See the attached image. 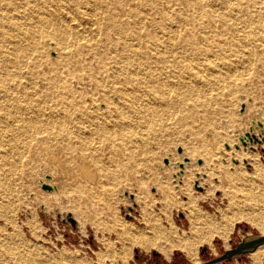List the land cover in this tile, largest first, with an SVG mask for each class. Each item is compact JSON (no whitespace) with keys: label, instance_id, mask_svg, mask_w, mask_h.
Segmentation results:
<instances>
[{"label":"rangeland","instance_id":"1","mask_svg":"<svg viewBox=\"0 0 264 264\" xmlns=\"http://www.w3.org/2000/svg\"><path fill=\"white\" fill-rule=\"evenodd\" d=\"M9 1L11 0H0V79L3 80L4 90L0 91V108H8L13 118L19 121L17 124L22 123V119L30 122L22 123L25 127L23 129L20 126L10 128V123L6 120L0 125V140H12L14 134L16 135V140L0 141V233L16 235L12 252H0V264H199L222 254L224 250L234 247L244 239L264 233V229L263 232L258 231L245 220L236 221L230 226L226 240L214 234L210 242L197 245V262L192 261L184 250L176 246L179 238L184 234L188 235L189 205L216 215L227 208L224 195L227 182L222 181L224 174L220 172L221 169H217L218 173L212 176V184L216 186L211 191L207 189L209 185L206 182L207 166L226 165L221 150L257 153L260 163L264 165V134L260 133L258 127L254 128V133L260 139L259 142H248L244 146L238 141V137L249 130L251 120L259 119L264 127V30H250L242 22L237 28L211 22L207 24L209 31L205 32L195 17L180 21L181 15H174L182 7L180 3L169 14L163 7L156 8L154 5L149 8L147 0H143V4L138 7L135 0H125L129 36L118 39V35L112 31L107 33V37L99 31L98 22L103 21L101 19H104L105 14H110L106 7L105 12L102 4L96 5L92 1L87 3V0H18L17 6L21 7L14 13L9 8ZM193 1L191 7L195 8V13H202L201 0ZM236 1L221 0L219 5L230 3L234 6ZM75 2L79 4L76 5ZM91 10L94 11L93 17L90 16ZM38 12L47 14L46 17L51 21L48 26L30 29L27 26V30L34 33L32 41L27 45L22 41V36H17L16 42L10 39L18 31L23 32L24 28L21 26L33 22ZM114 12L115 16L106 20L109 21V26L126 18L119 17L118 6L114 8ZM147 12L154 17V22L141 21V17H145ZM242 12V16L248 17L246 11ZM66 16L74 17L82 25V28L79 27L81 32L77 33L74 27L65 26L66 22L63 20ZM13 20L20 24L18 27L21 30L9 27ZM201 21L207 20L202 18ZM58 22L61 26H58ZM185 23L196 27L195 37L198 44L186 51L183 67L180 63L172 65V60L181 59L182 53L169 51L167 48L158 51L160 54L164 53L163 56L167 59H162L163 64L159 65L166 67L161 69L159 61L154 60L155 57L148 48L146 51L153 56L150 61L159 66L155 67L154 73L160 74V78L164 76V86L169 88L171 95H175L176 102L169 99L166 101L168 107L163 109L160 99H156L145 85H136L137 89L132 93L135 99L129 109V117H126V129L135 131L124 132L119 138L104 133L101 136H91V141L78 137L70 139L68 142L71 144L79 140H87L88 143L90 141L93 148L85 154L71 152L70 149L61 150L59 153L60 156L63 155V161L56 167L54 158L57 157L59 143L49 137L76 135V130L88 125L85 119L80 120L83 114H94L98 117L108 115L114 119L127 109L117 104V94L112 91L109 99H105L102 90L93 91L94 94L91 95L96 86L102 89L103 85L105 90H112V81L124 80L116 58H107L109 55L106 54V57L100 55L101 59L97 61L93 53H106L107 44L108 51L139 44L140 39L135 35H142L140 47H146L151 37H156L155 34L156 42L164 40L167 44L173 40L174 31ZM226 23L232 25L235 22ZM152 24L154 26L151 27ZM60 30H64L63 35L67 38L66 45L69 48L78 49L85 59L92 60L87 70H83L78 64L74 71L79 76H66V87L69 89L66 90L67 93L73 90L77 91L76 95L83 94L79 101V96L75 98L72 93L75 96L74 101L80 106L69 105L62 98L67 95L66 92L47 88L51 80H45V77L55 75L43 69L42 63L48 68L56 63L58 50L63 46L56 47V41L50 37L52 33L55 34L53 36H59ZM257 36L261 39H256ZM238 37L243 45L241 49L240 46L234 48L235 45L228 43H235ZM144 40L146 44L142 43ZM124 53L128 58L135 56L133 52ZM186 64H189L188 68L191 70L184 68ZM137 73L139 80V73L142 72L140 70ZM91 76L97 79L95 86ZM57 80L58 78L54 83ZM129 80L131 81L130 78ZM92 96L96 99L94 102L91 101ZM242 104L245 107L240 111ZM255 111L259 112L258 116H254ZM33 116L42 123L39 129L29 126L31 120H34ZM10 120L12 121L11 118ZM214 130L226 132L231 142L228 139L221 142L216 140L212 133ZM7 134L13 135L7 138ZM119 140L125 142L124 145ZM210 140L211 146L207 145ZM226 143H229V148H225ZM235 144L241 148L236 149ZM180 145L183 151L179 155L177 149ZM201 146L217 148L216 157L220 161L207 163L202 153L193 156L192 151ZM184 156L194 160V163L186 164L181 176L175 179L174 174L179 171L178 162L183 161ZM165 157L172 161L169 165L164 164ZM197 159H201L202 163H196ZM232 159L228 165L229 171L243 167L246 174H254L251 160L247 159L250 163L247 168L242 159H237L238 163H234ZM80 164L86 168V176L79 171ZM193 167L197 168V173L192 171ZM42 171L50 175V179H45ZM91 174L94 180L88 182ZM156 175H167L170 190L173 192L184 187L189 188V191L178 195L168 192V195L163 196L151 181ZM38 178L50 181L57 189L42 190ZM67 178H70L71 183L63 184L62 180ZM254 192L258 195L261 191L257 188ZM129 194L133 195V201ZM190 194L196 198L193 202H190ZM262 194L263 192L260 193L261 199L264 196ZM236 199L243 200V192H237ZM67 213L72 214L75 227L65 220ZM125 228L127 231L123 234ZM167 235L170 236L168 242L163 238ZM202 247L206 248L203 256L200 252ZM254 259L251 253H246L229 262L214 264H264V253L260 256L259 263Z\"/></svg>","mask_w":264,"mask_h":264},{"label":"bare ground","instance_id":"2","mask_svg":"<svg viewBox=\"0 0 264 264\" xmlns=\"http://www.w3.org/2000/svg\"><path fill=\"white\" fill-rule=\"evenodd\" d=\"M91 1L93 4H96V5L102 4L104 7V10L106 7V9H108V11L110 12V14L109 15L107 14V16L105 14L104 19H101L103 21L98 22V25H100L99 26L100 33H102L105 37H107V33H110V31H112L113 33L118 35V39H122L124 37L129 36V34H128L129 27H127L129 25L128 18H127L128 9H126V7H125V0H87V3L91 2ZM10 2H11V4H10ZM143 2H144L143 0H135V4H137V7L140 4L142 5ZM147 2H148L147 5H150V6H148L149 8L154 6V5L156 8L163 7L164 10H167L166 12H168L169 14L171 12H174L176 7H178V4L180 3L183 8L181 7V9L179 11H176L174 13V15L176 16L177 13L180 14L181 15L180 21H182L183 19H185L187 17H195L200 22L201 28L205 32L209 31V27L207 24H211V22L216 23V24L220 23L221 25L226 24L228 27H232V28H237V25L242 22V25H245V27L250 29V30H253V29L254 30H261V29L264 30V0H237L236 3L234 2V6H232L230 3H227V5L220 6L219 3H222L221 0L220 1L212 0L210 2L207 0H201L200 4H201V7L203 8V12L200 14H196L195 8L191 7L192 4L194 3L193 0H180L179 2L177 0H147ZM17 3H18V0L9 1V8L11 10H13L12 12H14V13H17V10L21 7V6H17ZM75 4H76V2H75ZM77 4H79V3L77 2ZM117 6H118L117 14L120 15L119 17L124 16L126 18L121 19L120 23H116V24L109 26L108 25L109 21L106 22V20L107 19L110 20V18L115 16L114 8L115 7L117 8ZM139 8H141V7H139ZM141 9H144V8H141ZM76 10H78V9L76 8ZM111 10H113V12H111ZM243 10L246 11V14L248 15V17H244L240 14V13H243L242 12ZM105 12H106V10H105ZM77 13L79 14V10ZM150 15L151 14H149L147 12L145 14V17H141V21L147 20L148 22H154V17L153 16L151 17ZM46 16H47V14L45 15L44 12L43 13L38 12L37 17L33 20V22H30L29 24H24V26H21L24 28L23 32L18 31L16 36L11 35L10 39L15 40V38L17 36H22V41L25 42V44L27 45L28 43H30L32 41L34 33H32V30L31 31L27 30L26 27L29 26V29H30L31 27L38 28L40 26H42V27L48 26L51 21ZM90 16H92V17L94 16V11H92ZM85 17H87V16H85ZM202 18L206 19L207 21L202 22L201 21ZM226 21L235 22V23H233L232 25H228L226 23ZM63 22L64 23L66 22L65 26H67V28L74 27L76 29L77 33H78V31L81 32L79 27L82 28V25L80 23H78L74 17L66 16V17H64ZM55 23H56V21H55ZM19 25L20 24L18 22L13 20V21H11L9 27L15 28V29L17 28L18 30H21L18 27ZM114 25L116 28L114 27ZM186 25L187 24L185 23L182 25V27L180 29L175 30L173 33V37H172L173 40L168 41L167 44H166L167 41H164V40L156 42L157 34H155L156 37L154 39H152V37H151V40L148 41L147 44H146L145 40H144V42H142V43L146 44V47H140L142 35H139V37H138V35H135V37L137 39H140L139 44L136 43L133 45H129V48L126 45V46H124L123 49H120V48H119V50L111 49L112 51H108V44H107L106 45L107 48H105L107 50L106 53L103 51H101L100 53H97V52L93 53L94 58L97 61H99L101 59L100 55H101V57H106L107 56L106 54L109 55V56H107V58H109V57L116 58L117 61L119 62V66H120L119 70H121L120 73L122 74V76L121 75L120 76L124 77V80H123V82L122 81H117V82L112 81V83H114V85H112L113 86L112 90H111V88L109 90H105V88H104L105 86H103V85H102V89H100L96 86L95 89L91 91V95L94 94L93 91L96 92V91L102 90L103 91L102 94L105 97V99H109V96L111 95V91H112V93L117 94V98H118L117 104H120L121 106H124V108H127V109L125 111H123L122 113H120V115H118V117L114 118V119H113V116H108V115H103V117H98L94 114H92V115L88 114V116H85V114H83L80 116L81 117L80 120L85 119L86 122H88V125L86 127L84 126L83 128L77 127V128H79V130L75 131L76 135L58 136V138L57 137H49V139L56 140V141H58L57 143H59V147H57V148H59L58 153H57V157L54 158L56 160V163H57L55 165L56 167H59V165L62 164L60 162L63 161V159H62L63 155L60 156V153H59V152H61V150L70 149L71 152L79 151V152L85 154V152L89 151L90 148H93L89 144L91 141V136H101V134L109 133V134H111L110 136L115 135V136H117V138H119V136H121L122 133L124 134V132H134L135 131V130L133 131V130L126 129V127H128L127 123H126V120H127L126 117H129L128 116L129 109H130V107L132 108V104H133L134 99H135V96L132 95V93L134 92V89H137L136 85H145V88L147 90L149 89L150 93L153 94V96L156 97V99L157 98L160 99L163 109H164V107L165 108L168 107L166 101H168L169 99H172L174 102H176L175 95L174 96H173V94L171 95V93L169 92V88H165L166 86H164L166 84L165 81H163L164 76H161V78H160V74L157 75L154 73V71L156 69L155 67H159L160 65L163 64V61H162L163 58L165 60H167L165 58V56H163L164 53L160 54V53H158V51L161 52V51H164L165 48H167V50H169V51L173 50L176 53L177 52L182 53L183 55H181V57H182L181 59H178L177 61L172 60L174 63V64L172 63L173 66H176V63H180V66H182L183 62L185 61L184 57L187 55L186 51H188L193 45L196 46L198 44L196 41V37H195L196 27L195 26L191 27V26H188V25L186 26ZM58 26H61L60 22H58ZM152 26H154V24H152L151 27ZM168 26H170V25H168ZM1 27H2V25L0 23V28ZM61 31L62 30H60V32ZM63 32H64V30H63ZM63 32H61V34L59 36H53L55 34L52 33V36L50 37L51 39L56 41V47L59 45L63 46L60 50H58V55L56 56V60H55L56 63L53 65L52 68L49 67L50 68L49 69L48 66L43 62L42 65L43 64L44 65L42 66V68L47 69V72L55 75V76H51V77L49 76V78L45 77V80H51L49 82V85L47 86V88L51 87L52 89L56 90V92L57 91L63 92V93L66 92L67 95L63 96L62 98L64 100H67L69 105L75 104L76 106H80L74 100H75V98H77L79 96V99H77V100L80 101L81 95H83V94L80 93V94L76 95L77 91H73V90L71 92L69 91L67 93L66 90H69V89L66 87V85H67L66 76H69V77L70 76L71 77L76 76V75L79 76V73L74 71L78 67V64H80V66L82 67L83 70H87L91 66L90 63H92V60L91 59H89V60L85 59V57H83V54L80 53V51L78 49H73L72 47L69 48V46L66 45L68 41H67V38H64ZM87 32H89V31H87ZM250 32L252 33L253 31H250ZM47 33L49 34L50 32H47ZM247 33L248 32H246V34ZM167 36H168V38H170V34H167ZM172 38H170V39H172ZM256 39L260 40L261 38H260V36H257ZM235 41H236L235 43H233V41L228 42V43L235 45L234 48L240 46L239 49H241L243 47V45L241 44L239 37L237 39H235ZM15 42H16V40H15ZM15 42H14V44H16ZM168 45H170V46H168ZM166 46H168V47H166ZM147 48L149 49V52L151 54H153V56L155 57L154 60L159 61L158 65L161 63L159 66L156 64V62L150 61L151 59L153 60V56L149 53H146ZM124 51H126V53L127 52H129V53L133 52V54L135 56L132 58H128L124 55L125 54ZM155 54H157V55H155ZM74 57H76V58H74ZM159 58H161V59H159ZM97 64H99V63H97ZM188 66H189V64H186V67L184 66V68L191 70L190 68H188ZM165 67L166 66H164V65L160 66L161 69H163ZM140 70L142 73H139L141 75L139 76L140 79L138 80L137 79V74H138L137 71H140ZM92 72H93V70H92ZM88 73L89 72H87V74ZM172 75L176 76L177 74H172ZM56 78H58V80L56 81V83H54ZM129 78L131 79V81L129 80ZM90 79L92 82H94V86H95V84H97V79L94 78L93 76H91ZM184 79H186V78H184ZM2 83H3V80L0 79V87H1L0 91H4L2 89V87H3ZM172 85H177V84H172ZM156 87H159V88H156ZM105 91H106V93H105ZM196 92H197V90H196ZM196 92H195V94H196ZM199 92H200V90H199ZM209 92H208V94H209ZM72 93L75 94L76 97ZM143 93H145V92H143ZM95 100H96L95 97L92 96L91 101L94 102ZM195 100L196 99H194V101ZM31 107H34V106H30V108ZM13 108H14V105H13ZM80 111L82 114V110H80ZM36 112H37V110H36ZM152 115H154V114H152ZM120 117H121V119H120ZM144 117H146V115H144ZM10 118L12 119V121L10 120ZM32 118H34V120H31L32 123L29 126H31V128L35 127L34 129H39L42 126L40 119L37 118L36 116H33ZM5 120L8 123H10V128L15 127V126L16 127L20 126L21 129L25 128L22 123L27 124L28 122H30V121H27L26 119H22L21 120L22 123L17 124L19 121L13 118L12 113L8 112V108H0V125H2L5 122ZM8 123H7V125H8ZM5 125H6V123H5ZM9 131H10V129H9ZM212 133H214L213 135L217 138L216 140H218L219 142L226 140V139H228L231 142V139L226 132L222 133V132H217L216 130H214V132H212ZM12 135L13 134H7L6 137L8 138V137H11ZM77 137L79 139L80 138L90 139V141L88 143L87 140L86 141L85 140H79V141H76L75 144L74 143L71 144V142H68V140L74 139ZM15 138H16V135L14 134L12 140H16ZM43 138H40V140H43ZM12 140H0V141L9 142ZM119 141H121V140H119ZM124 143L125 142H122L123 145H124ZM211 143H212V141L210 140L207 145L210 144V146H211ZM245 149H246V147H245ZM220 152L222 153V156H225L226 165L222 166L219 164V165H212L211 167L207 166L206 182L209 185V187L207 189L209 191H211L212 188L216 186V184L215 185L212 184V176L215 175L216 173H218L217 169H221L220 172L222 174H224L222 181L227 182L225 185L227 191H225V193H224V195H226V199H227V208H225V210H221L219 215H216L213 213L210 214L207 211H203V210L199 209L198 207L189 205L188 206L189 207V213L187 214V218L190 221L189 229H188V235L184 234L182 238H179L178 243L176 245L180 249L184 250L186 255L194 262H197L195 249L199 243L210 242L211 239L213 238L214 234L220 235L221 237H223V239L226 240L227 237L229 236V235H227V233L230 229V226H232V224H234L236 221L245 220L246 222H249L251 225H253L256 229H258V231L260 230L263 232V229H264V196H263V194H264V165H262L260 163L259 158L257 157V153L256 154H250V153L243 151V150H240V151H227V150L224 151V150H221ZM192 153L194 154L193 156H195L197 153H202L203 156L206 157L207 163H210L213 160H219L216 157L217 153H218L217 148H211L210 149V148H205V147L201 146L200 148L193 150ZM191 156H192V154H191ZM230 157L238 159V160H241V159L242 160L243 159L251 160L252 164L254 166V172H253L254 174L253 175L246 174L244 172L243 167L242 168H235L234 171H229L228 165H230V159H231ZM192 159H193V157H192ZM18 163H20V162H18ZM192 163H194V160H191V162L188 164H192ZM17 167H18V165H17ZM78 169L80 172L83 173V175L86 176V168L84 167V165L80 164ZM89 170H91V169H89ZM196 170H197V168H195V167L192 168V171H196ZM44 173L45 172L42 171V174H44ZM195 173H197V171ZM37 175L40 176V173H38ZM92 176L93 175L91 174L90 177H88L89 178L88 182H93L94 177H92ZM81 178H83V180H85L84 177H81ZM134 180H137V178H135ZM151 181L158 187L159 191L161 192V194H163V196L168 195V192L170 194H173V195H178V194H181L182 192L189 191L188 190L189 188H187V187L178 189V191H176V192H173L172 190H170L171 188L169 185V178L167 175H162V176L156 175V177L152 178ZM62 182H63V184L67 185V184L71 183V180H70V178H67V179H63ZM38 183H39V178H38ZM47 183L53 184L50 181H48ZM257 188H259V191L263 192V194H262L263 198L262 199L260 198L261 192H259L258 195H256L254 192V190ZM240 191L243 192L244 199L239 201L236 199V197H237V192H240ZM189 196H190V202H193L192 200H196V198H193L191 194ZM246 201L249 203H247ZM258 202H261V203H258ZM247 205H248V207H247ZM126 231H127V229L125 228L123 234H125ZM15 237H16L15 233H8V232H6L4 234L0 233V250H1L0 252L1 253H7L8 254V253L12 252V249L14 248L15 242H16ZM163 238L166 242L170 241V236H168V235L166 237H163ZM146 239L148 240V238H146ZM155 239L156 238H153V240H155ZM157 239H158V237H157ZM107 246L108 245H106V247ZM159 247L162 250L160 245H159ZM263 253H264V244H261V245H259V247H257L251 253V255L253 258H255L254 260L259 263L260 256ZM20 264H22V263H20Z\"/></svg>","mask_w":264,"mask_h":264},{"label":"water","instance_id":"3","mask_svg":"<svg viewBox=\"0 0 264 264\" xmlns=\"http://www.w3.org/2000/svg\"><path fill=\"white\" fill-rule=\"evenodd\" d=\"M244 107H245L244 104H242L240 111H243ZM258 115H259V112L255 111L254 116H258ZM249 127H250L249 130L244 131L238 137L239 143H242V145H244V146H246L248 144V142L256 143V142L260 141V139L254 133V128L258 127L260 130V133L264 134L263 123L259 119H257L256 121L251 120V125ZM229 147H230L229 143H226L225 148H229ZM234 147L236 149L240 148V146L238 144H235ZM182 151H183V147L180 145L177 149V152L180 155L182 153ZM163 160H164V164H166V165H169L171 163V160L168 157H165ZM182 160L183 161L178 162L179 171L174 174L175 179H178L181 176L180 174L183 171L185 165L191 162V160H189L185 156L182 158ZM232 160L234 163H238L237 159L233 158ZM196 161L198 164L202 163L201 159H197ZM243 162L245 163L247 168L250 167V163H248L246 159H243ZM43 177L45 179H50V175H48V174H44ZM39 183H40L42 190L51 191V190L57 189V186L55 184L47 183L45 180L40 179ZM129 197L132 201L134 200V197L132 194H129ZM65 220L70 222V224H72L73 227L76 226L75 220L73 219L71 213H67L65 215ZM261 244H264V233L259 234V236H256V237L244 239V241L239 242L234 247H231L229 249L224 250V252L222 254H220L218 256H214V258H212V259L204 260V261L200 262L199 264H214V263L224 262L226 260L229 261V260H231V259H233L239 255H244L246 253H252ZM200 252H201V255L203 256L204 253L206 252V248L202 247L200 249Z\"/></svg>","mask_w":264,"mask_h":264},{"label":"flooded vegetation","instance_id":"4","mask_svg":"<svg viewBox=\"0 0 264 264\" xmlns=\"http://www.w3.org/2000/svg\"><path fill=\"white\" fill-rule=\"evenodd\" d=\"M225 262H229V261H227V260H226V261H224V262H221V263H225Z\"/></svg>","mask_w":264,"mask_h":264},{"label":"trees","instance_id":"5","mask_svg":"<svg viewBox=\"0 0 264 264\" xmlns=\"http://www.w3.org/2000/svg\"><path fill=\"white\" fill-rule=\"evenodd\" d=\"M153 254H156V253H153Z\"/></svg>","mask_w":264,"mask_h":264}]
</instances>
